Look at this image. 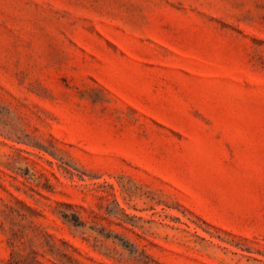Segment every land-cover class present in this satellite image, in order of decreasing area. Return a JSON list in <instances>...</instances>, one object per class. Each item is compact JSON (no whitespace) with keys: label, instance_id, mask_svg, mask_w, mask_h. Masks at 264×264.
Returning a JSON list of instances; mask_svg holds the SVG:
<instances>
[{"label":"rangeland","instance_id":"obj_1","mask_svg":"<svg viewBox=\"0 0 264 264\" xmlns=\"http://www.w3.org/2000/svg\"><path fill=\"white\" fill-rule=\"evenodd\" d=\"M0 264H264V0H0Z\"/></svg>","mask_w":264,"mask_h":264}]
</instances>
